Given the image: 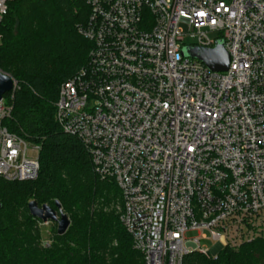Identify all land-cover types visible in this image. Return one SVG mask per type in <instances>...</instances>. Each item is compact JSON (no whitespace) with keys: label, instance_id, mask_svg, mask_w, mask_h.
<instances>
[{"label":"built area","instance_id":"built-area-1","mask_svg":"<svg viewBox=\"0 0 264 264\" xmlns=\"http://www.w3.org/2000/svg\"><path fill=\"white\" fill-rule=\"evenodd\" d=\"M84 1L79 33L93 48L61 86L55 118L118 186L120 221L144 264L264 240V0ZM219 41L227 72L183 54ZM12 111L4 96L0 178L36 181L39 149L9 131Z\"/></svg>","mask_w":264,"mask_h":264},{"label":"trees","instance_id":"trees-1","mask_svg":"<svg viewBox=\"0 0 264 264\" xmlns=\"http://www.w3.org/2000/svg\"><path fill=\"white\" fill-rule=\"evenodd\" d=\"M88 15L84 0H10L0 23V69L18 85L13 99L5 95L13 107L5 125L39 149L40 163L36 181L0 178V264H144L120 215L104 212L120 199L118 186L96 175L87 148L55 118L61 86L88 66L93 44L79 33ZM32 201L54 210L61 204L71 221L58 236L64 245L42 248ZM184 264H264V240L217 257L192 254Z\"/></svg>","mask_w":264,"mask_h":264},{"label":"water","instance_id":"water-1","mask_svg":"<svg viewBox=\"0 0 264 264\" xmlns=\"http://www.w3.org/2000/svg\"><path fill=\"white\" fill-rule=\"evenodd\" d=\"M183 54L185 57L198 59L214 72L223 73L229 69L230 57L221 41L217 42L214 49L185 48ZM14 87L15 81L0 71V102L5 95L14 91ZM28 209L34 219H38L44 223H56L58 226L57 234L59 236H64L71 226L70 218L63 212L59 202L56 203V210L48 205L39 207L35 201L29 203Z\"/></svg>","mask_w":264,"mask_h":264},{"label":"rangeland","instance_id":"rangeland-1","mask_svg":"<svg viewBox=\"0 0 264 264\" xmlns=\"http://www.w3.org/2000/svg\"><path fill=\"white\" fill-rule=\"evenodd\" d=\"M182 29H183V32H185V33L189 32V28L184 24H182ZM209 36L212 40H215L218 38V35L214 34V33L210 34ZM195 43H196V41L193 37L187 36L185 38V41H184L185 45H193ZM0 71L4 74L10 76L8 73L4 72L2 69H0ZM119 202H120V199L119 200L118 199H112L111 202L104 207V212L105 213H113L114 215L119 216L120 215V212L118 209ZM21 213H22L21 220L24 221L25 220L24 216L26 215V213L24 210H21ZM36 220H38V219H36ZM38 221L39 222H37L36 225H37V228L39 231V242H40V245L42 246V248L50 249V248L61 247L62 245H64V240H62V238H59V237H63V236H59L57 234V227L58 226L56 223H53V222L44 223L40 220H38ZM192 236H196V234H192ZM202 245H206L209 250H213L216 247V243L211 241V240L202 241ZM114 247H116V243H114ZM240 248H238L234 251H239Z\"/></svg>","mask_w":264,"mask_h":264}]
</instances>
